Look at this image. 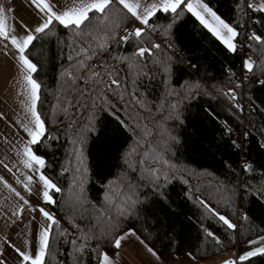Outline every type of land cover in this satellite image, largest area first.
Segmentation results:
<instances>
[{
    "label": "trees",
    "instance_id": "1",
    "mask_svg": "<svg viewBox=\"0 0 264 264\" xmlns=\"http://www.w3.org/2000/svg\"><path fill=\"white\" fill-rule=\"evenodd\" d=\"M203 1L240 32L238 44L245 1ZM249 12L264 39V12ZM149 25L143 42H121L119 31L142 28L128 14L100 48L103 29L82 25L78 34L54 21L26 52L37 65L33 78L46 128L33 151L61 189L50 192L56 223L44 264H100V253L113 254L114 239L129 230L166 261L185 254L205 261L264 236V46L250 41L257 63L242 85L231 74L242 75L240 48L230 51L191 13L174 19L158 12ZM153 43L161 45L153 56H134L137 47ZM97 72L102 75L93 77ZM229 89L235 100L226 95ZM244 101L250 105L245 113ZM150 169L158 170V179ZM128 195L134 205L123 203ZM112 202L126 213L119 215ZM101 223L111 226L107 235ZM86 233L92 237L87 241ZM237 264H264V256Z\"/></svg>",
    "mask_w": 264,
    "mask_h": 264
},
{
    "label": "snow or ice",
    "instance_id": "2",
    "mask_svg": "<svg viewBox=\"0 0 264 264\" xmlns=\"http://www.w3.org/2000/svg\"><path fill=\"white\" fill-rule=\"evenodd\" d=\"M31 3L36 9H38V12L42 14L41 18L43 22L36 26L34 30H29L25 26L27 34L20 38L13 34L15 31L14 27L7 23V14L12 12L13 9L5 8L3 3H0V43L8 41L9 45H11L13 49V56L17 61L21 76V95L24 97L22 104L24 105L26 117L28 118V123L24 124L23 127L30 139L24 145L23 150L18 151L16 154L20 157V162L23 164L25 169L38 174V180L36 183H40L42 185V189H37V194H41L42 191V198L45 203H54L52 196L49 193L53 190L55 192H60L61 189L40 171L45 166V160L36 155L31 148V145H35L40 142V138L43 137L46 132L44 121L41 119L39 112L36 110L37 101L39 100L40 84L33 79V73L37 71V65L26 55L29 46L32 45L33 41L37 38L35 34L45 33L46 30L50 29V26L54 21L64 28L71 29L78 34L83 31L81 28L82 25L85 28L92 26L93 31L97 28L105 31V43H101L99 45L100 48H105L106 41L115 37V30L122 26L123 21L128 14H130L135 21H138L145 27H136L132 30L125 28L124 31L126 34L119 37V40L124 43H126L130 38L143 42L142 37L145 34V28L152 27L149 25V20L156 16L158 12H162L164 14L171 13L175 19L182 12L186 11L191 13L205 28H208V30L230 51L236 50V44L234 41L240 35V32H238L236 28L221 19L206 3L203 2V0H61L59 5L52 4L51 0H31ZM57 6H61L63 10L60 12L54 11V7ZM247 8L257 12H264V0H259V3H255L253 0H248ZM90 13L93 15L90 16ZM86 21L88 22L87 24H85ZM93 21L96 23L93 24ZM153 30H155V28H153ZM89 35H92V33L90 32ZM247 39L264 46V39H262V37L257 35L255 32L247 36ZM9 45L4 46L8 47ZM160 48L161 45L155 43L152 44L151 48L137 47L134 56L141 59L144 58L145 53L149 56H153V50H159ZM82 52L87 55L85 50H82ZM253 64L254 62L249 59L245 61L244 67L248 72H252ZM80 65L83 67V61L80 62ZM129 67L132 68L133 65L130 64ZM66 75L74 78V74L71 71L67 72ZM101 75L102 74L99 72L93 73V77H99ZM259 83L264 84V80L259 81ZM111 84L116 87H120V82L117 79H113ZM226 95H229L233 100L236 99L235 93L232 89H229V92ZM137 103H139L141 107H144L143 103L140 101H137ZM237 107H239V105H237ZM49 138L51 139L53 137ZM77 155H80L79 151H77ZM0 163H2V161H0ZM141 163H143V161H141ZM4 166L7 167V165ZM249 168L250 166L245 165L246 171H248ZM9 171H11V169H9ZM148 171L151 178H159L157 175L158 170L150 169ZM22 175L25 176V179L22 181L17 177V183L22 184L23 188L31 194V186L34 182L33 176L23 173ZM0 180H3V177H0ZM5 185L10 191L14 192L20 200L23 201L24 205L29 204V200L25 199V197L22 196L20 192L16 191L15 188H12L11 185H8L6 181ZM79 187L82 189V181ZM105 199L108 201L110 198L106 196ZM135 202L136 201L133 199L132 195H128L123 203L131 206L134 205ZM201 203L208 209V211L213 212V214L216 215L218 219L229 229L236 228V225L231 223L228 218L216 213L207 204H204L203 201H201ZM112 206L116 208L119 215H124L127 211V208H121L114 202H112ZM23 210V206H21L17 211H14L12 215L19 218V216L23 213ZM38 211L47 221H50L51 224L39 232L37 242L38 250L34 256L26 251H21L16 245H11L22 258V264L23 262H30V264H44L46 250L49 247V232L52 224L56 223V220L44 208L41 207ZM109 219L112 218L109 217ZM99 227L101 228L103 234L107 235V230L110 229L111 226L106 223H101ZM128 235H135V232L129 230L128 233L116 237L114 239L113 246L119 249L121 247V242ZM207 236L214 237V234L208 231ZM91 238L92 237L87 233L82 237L85 241ZM72 243L75 245L76 241L73 240ZM247 243L249 245V250L239 255L238 260L240 262L248 261L250 258L257 256H264V236H260L256 240H248ZM84 246L85 245H80L75 249V251H82ZM148 250L150 252L152 251L150 248ZM153 255H155V253H153ZM3 264H6V262H3ZM100 264H112V259L107 253H100ZM225 264H237V261H225Z\"/></svg>",
    "mask_w": 264,
    "mask_h": 264
},
{
    "label": "crops",
    "instance_id": "3",
    "mask_svg": "<svg viewBox=\"0 0 264 264\" xmlns=\"http://www.w3.org/2000/svg\"><path fill=\"white\" fill-rule=\"evenodd\" d=\"M60 2L61 0H51L52 4L59 5ZM0 3H3L5 8L13 9L7 14V23L14 27L13 34L18 38L27 34L25 26L29 30H34L43 22L42 14L32 5L31 0H0ZM53 10L60 12L63 8L57 6ZM136 22L142 26L138 21ZM236 40L234 41L235 44ZM4 45H9V42L0 43V161H2L0 163V177H3V180H0V264L3 262L22 264V258L11 245H16L21 251H26L34 256L38 250L39 232L51 224L40 214L38 209L42 207L52 216L53 214L49 209V203L43 201L42 191L41 194H37V189H42V185L36 183L38 174L25 169L20 162V157L16 154L23 150L24 145L30 139L23 127L24 124L28 123V118L22 104L24 97L21 95V76L17 61L14 59L11 45L8 47ZM36 110L38 112V101ZM33 146L31 145L32 151ZM40 171L43 172V168ZM22 173L33 176L31 194L23 188L22 184L17 183V177L22 181L25 179ZM5 181L20 192L25 199L29 200V204L24 205L23 201L5 185ZM21 206L24 210L19 218L12 215ZM149 248L152 249L135 233V235H128L121 242V247L108 256L112 259V264H225V261H237L238 263L239 255L249 250V245L247 243L238 246L231 252L220 254L205 261H198L190 254L173 257L166 261L153 249L150 252ZM26 263L30 262H23V264Z\"/></svg>",
    "mask_w": 264,
    "mask_h": 264
},
{
    "label": "built area",
    "instance_id": "4",
    "mask_svg": "<svg viewBox=\"0 0 264 264\" xmlns=\"http://www.w3.org/2000/svg\"><path fill=\"white\" fill-rule=\"evenodd\" d=\"M244 1H245V7H246V9H245L246 22L243 25L244 36H243L242 40L238 44H236V48H238V49L240 48V50L242 51V57H243L242 75L237 76L236 74L231 72L234 80L236 82L242 84V85H245V83H246L247 69L244 67L245 61L251 59L254 62L253 65H255L257 63L256 54L254 52L248 50L249 45H250V41L247 39V36H249L253 32H255L253 30V27L255 26L256 20L254 18H251V13L249 12V9L247 8L248 0H244ZM253 2L259 3V0H253ZM144 27L145 26L142 25V28H144ZM150 28L151 27L145 28V30H149ZM124 34H126V33L123 30L119 31V33H118L119 36H122ZM249 107H250V105L244 101L242 104L243 113H245ZM242 122L244 125H246V122H245L243 117H242ZM226 127L229 131H232L233 133H235V130L231 126L227 125ZM236 138L241 140V141L243 140V136H237L236 135ZM262 141L264 142V137H262Z\"/></svg>",
    "mask_w": 264,
    "mask_h": 264
}]
</instances>
